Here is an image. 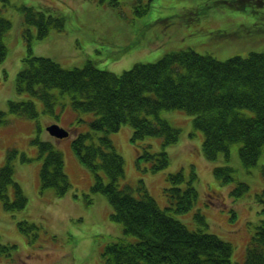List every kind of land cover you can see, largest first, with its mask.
I'll return each instance as SVG.
<instances>
[{
  "label": "trees",
  "instance_id": "trees-1",
  "mask_svg": "<svg viewBox=\"0 0 264 264\" xmlns=\"http://www.w3.org/2000/svg\"><path fill=\"white\" fill-rule=\"evenodd\" d=\"M185 1L189 5L188 22L194 24L198 20L194 27L191 24L185 36H208L213 31L222 35L210 20L202 27L195 15V10H205V1ZM214 2L235 4L234 0ZM44 9H26V22L37 26V38L46 36L51 29L61 30L64 25L63 16L47 14L48 9ZM165 20L168 18L156 19L144 24L143 29L161 35L163 27L158 25ZM10 27L11 21L0 15V63L7 56L5 41ZM259 31V40H264L263 28ZM231 34L238 33L228 28L223 31V35ZM243 35H247L246 31ZM162 42L156 39L147 43L155 45L150 48H157ZM212 53L181 47L155 61L136 62L119 74L97 68L90 59L80 67L65 68L50 57L25 54L21 58L14 90L25 96L8 100L7 110L0 109L1 130L24 122L12 121L7 112L27 119H36L41 112L57 116L55 103L65 94L73 111L93 115L87 120L89 130L81 131L77 127L85 121L82 117L75 120L76 125L66 127L73 131L70 144L75 155L93 175L90 193L85 195L89 202H86L93 201L91 194L104 195L111 206L110 220L123 228L124 234L102 249L103 264H264V218L254 224L243 261H233L230 242L200 228L190 230L170 214L184 213L196 203L194 173L189 179L182 170L169 173L162 188L165 205L160 207L142 178L135 186L121 183L125 161L109 136L123 124L131 126L130 140L135 147L137 169L157 173L168 167L166 148L177 142L180 134L161 113L178 109L191 115L193 128L203 133L202 154L207 160H215L221 153L228 159L235 144L243 165L248 169L255 166L264 152V50L224 59ZM36 128L29 142L36 147L35 157L42 159L40 184L53 188L58 197L63 196L71 187L64 154L49 139L40 137L43 125L37 123ZM150 137L160 140L158 150H151L152 144L147 140ZM5 151L4 166L0 168V199L5 209L23 208L27 199L15 180L14 159L20 155V160L25 162L34 156L29 158L13 146ZM235 172L230 164L213 167L214 177L221 183L232 181ZM231 188L237 197L248 187L238 181ZM9 189L13 192L12 201L8 199ZM196 218L204 221L202 214ZM11 253V247L0 243V255Z\"/></svg>",
  "mask_w": 264,
  "mask_h": 264
},
{
  "label": "rangeland",
  "instance_id": "rangeland-1",
  "mask_svg": "<svg viewBox=\"0 0 264 264\" xmlns=\"http://www.w3.org/2000/svg\"><path fill=\"white\" fill-rule=\"evenodd\" d=\"M200 1L206 4L204 11L195 10L201 26L210 20L222 35L213 31L208 36H185L191 24L194 27L198 21L188 22L189 5L185 0H0V15L11 21L5 41L7 56L0 63V109L7 110L8 100L25 96L14 90L15 76L25 54L50 57L65 68L80 67L90 59L97 68L119 74L136 62H152L181 47H192L201 53L209 50L220 59L264 50V40H259V28L264 31V0L262 3L259 0H234L235 4L231 5L215 0ZM30 7L39 11L45 8L47 14L63 16V28L51 29L46 36L37 38V26L26 22V9ZM166 18L168 20L158 25L163 27L161 35L143 29L144 24ZM226 28L238 34L223 35ZM244 31L247 35H243ZM156 39L163 42L157 48H150L155 45L147 42ZM69 99L65 94L55 103L57 116L41 112L36 119H27L7 112L12 121L21 119L24 122H16L5 130L0 126V168L4 166L5 150L10 146L29 158L34 156L25 162L20 160V155L14 159V175L26 196L25 206L8 210L0 199V237L15 245L11 255H0V264H8L5 261L14 264H103L101 252L104 246L124 234L122 225L110 220L111 206L104 195L91 194L93 201L87 203L85 195L90 193L93 175L79 162L72 149L73 131L63 139H55L45 131V125L51 120L69 127L77 124L78 117L85 119L78 123L79 130H89L87 120L93 115L73 111ZM37 105L40 108L39 101ZM161 115L177 127L180 134L178 141L166 148L170 158L168 167L157 173L137 169L135 148L130 140L131 126L123 124L109 134L125 161L121 183L135 186L142 178L158 205L163 207L162 188L168 174L182 170L189 179L194 173L192 181L198 193L196 203L184 213L170 214L190 230L200 228L230 242L233 245L232 260L242 262L247 242L255 230L254 224L264 218V152L257 164L249 169L241 162L235 144L230 148L228 159L221 153L217 159L207 160L202 154L203 133L193 128L191 115L178 109L164 111ZM37 123L43 125L40 137L49 139L64 154L71 187L63 196L58 197L53 188H44L40 184L42 159L35 157L36 147L29 142L36 134ZM147 140L152 144V150L160 148L158 138ZM224 164L236 169L229 183H221L213 174L214 166ZM238 181L248 188L242 195L234 197L231 187ZM7 194L13 200L11 189ZM197 214H202L204 221L200 222Z\"/></svg>",
  "mask_w": 264,
  "mask_h": 264
},
{
  "label": "water",
  "instance_id": "water-1",
  "mask_svg": "<svg viewBox=\"0 0 264 264\" xmlns=\"http://www.w3.org/2000/svg\"><path fill=\"white\" fill-rule=\"evenodd\" d=\"M46 130L53 136L56 137H65L68 135V131L65 130L63 127H60L57 124H51L46 127Z\"/></svg>",
  "mask_w": 264,
  "mask_h": 264
},
{
  "label": "bare ground",
  "instance_id": "bare-ground-1",
  "mask_svg": "<svg viewBox=\"0 0 264 264\" xmlns=\"http://www.w3.org/2000/svg\"><path fill=\"white\" fill-rule=\"evenodd\" d=\"M13 168H14V167H13ZM18 172H19V170H17V173H18ZM17 178L20 179L18 176H17ZM15 180H16V178H15ZM20 180H21V179H20ZM16 181H18V180H16ZM18 183H19V182H18ZM19 184H20V183H19Z\"/></svg>",
  "mask_w": 264,
  "mask_h": 264
}]
</instances>
